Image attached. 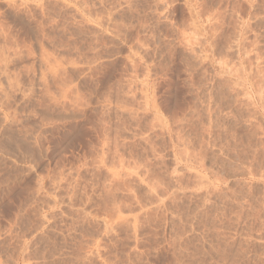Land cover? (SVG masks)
Segmentation results:
<instances>
[{"label": "rangeland", "instance_id": "rangeland-1", "mask_svg": "<svg viewBox=\"0 0 264 264\" xmlns=\"http://www.w3.org/2000/svg\"><path fill=\"white\" fill-rule=\"evenodd\" d=\"M0 63V264H264V0H0Z\"/></svg>", "mask_w": 264, "mask_h": 264}, {"label": "bare ground", "instance_id": "bare-ground-1", "mask_svg": "<svg viewBox=\"0 0 264 264\" xmlns=\"http://www.w3.org/2000/svg\"><path fill=\"white\" fill-rule=\"evenodd\" d=\"M3 31V30H2ZM4 34V33H3ZM8 39V38H7ZM14 40V39H13ZM42 56V55H41ZM32 60V59H31ZM33 62V61H32ZM10 63V62H9ZM51 63V62H50ZM1 64V63H0ZM228 69V68H227ZM16 84V83H15ZM259 96V95H258ZM263 100V99H262Z\"/></svg>", "mask_w": 264, "mask_h": 264}]
</instances>
